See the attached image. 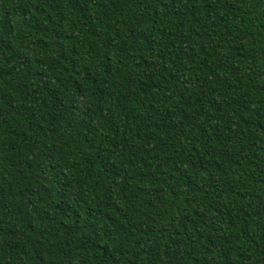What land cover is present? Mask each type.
Masks as SVG:
<instances>
[{
	"label": "trees",
	"instance_id": "obj_1",
	"mask_svg": "<svg viewBox=\"0 0 264 264\" xmlns=\"http://www.w3.org/2000/svg\"><path fill=\"white\" fill-rule=\"evenodd\" d=\"M0 264H264V0H0Z\"/></svg>",
	"mask_w": 264,
	"mask_h": 264
}]
</instances>
